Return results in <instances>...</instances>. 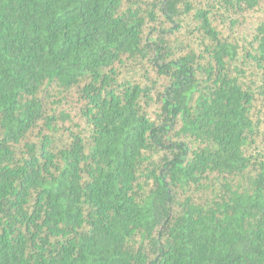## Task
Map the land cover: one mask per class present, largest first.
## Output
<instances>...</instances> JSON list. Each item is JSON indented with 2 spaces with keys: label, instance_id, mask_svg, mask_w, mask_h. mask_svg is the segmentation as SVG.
<instances>
[{
  "label": "trees",
  "instance_id": "trees-1",
  "mask_svg": "<svg viewBox=\"0 0 264 264\" xmlns=\"http://www.w3.org/2000/svg\"><path fill=\"white\" fill-rule=\"evenodd\" d=\"M0 264H264V0H0Z\"/></svg>",
  "mask_w": 264,
  "mask_h": 264
},
{
  "label": "rangeland",
  "instance_id": "rangeland-1",
  "mask_svg": "<svg viewBox=\"0 0 264 264\" xmlns=\"http://www.w3.org/2000/svg\"><path fill=\"white\" fill-rule=\"evenodd\" d=\"M262 19L261 12H248L238 16L239 24L233 30V36L244 48H249L248 42L253 36L255 26Z\"/></svg>",
  "mask_w": 264,
  "mask_h": 264
}]
</instances>
